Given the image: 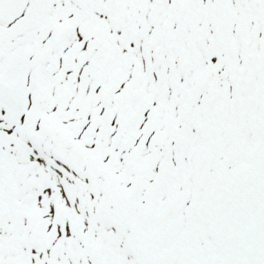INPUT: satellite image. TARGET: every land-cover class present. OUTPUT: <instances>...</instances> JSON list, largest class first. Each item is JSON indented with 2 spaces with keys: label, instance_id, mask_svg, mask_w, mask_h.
I'll use <instances>...</instances> for the list:
<instances>
[{
  "label": "snow or ice",
  "instance_id": "6c2138e0",
  "mask_svg": "<svg viewBox=\"0 0 264 264\" xmlns=\"http://www.w3.org/2000/svg\"><path fill=\"white\" fill-rule=\"evenodd\" d=\"M0 264H264V0H0Z\"/></svg>",
  "mask_w": 264,
  "mask_h": 264
}]
</instances>
